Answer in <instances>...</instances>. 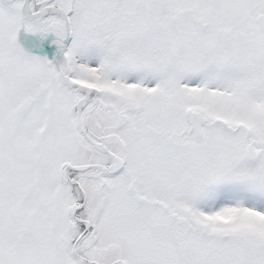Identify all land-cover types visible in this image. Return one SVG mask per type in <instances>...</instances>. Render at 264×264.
<instances>
[{"label": "snow or ice", "instance_id": "obj_1", "mask_svg": "<svg viewBox=\"0 0 264 264\" xmlns=\"http://www.w3.org/2000/svg\"><path fill=\"white\" fill-rule=\"evenodd\" d=\"M0 0V264H264V7Z\"/></svg>", "mask_w": 264, "mask_h": 264}, {"label": "rangeland", "instance_id": "obj_2", "mask_svg": "<svg viewBox=\"0 0 264 264\" xmlns=\"http://www.w3.org/2000/svg\"><path fill=\"white\" fill-rule=\"evenodd\" d=\"M262 7H264V0H252L250 8L241 18L235 33L233 45L240 51L242 64L252 63L258 55L261 34L258 31L256 18L261 14Z\"/></svg>", "mask_w": 264, "mask_h": 264}, {"label": "water", "instance_id": "obj_3", "mask_svg": "<svg viewBox=\"0 0 264 264\" xmlns=\"http://www.w3.org/2000/svg\"><path fill=\"white\" fill-rule=\"evenodd\" d=\"M261 16V15H260ZM260 16L257 19L258 25H259V29L261 30V21H260Z\"/></svg>", "mask_w": 264, "mask_h": 264}]
</instances>
